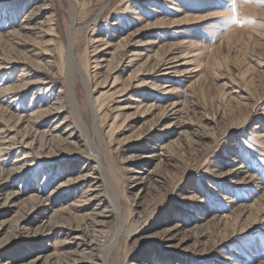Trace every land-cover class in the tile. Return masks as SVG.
<instances>
[{"label": "rangeland", "instance_id": "obj_1", "mask_svg": "<svg viewBox=\"0 0 264 264\" xmlns=\"http://www.w3.org/2000/svg\"><path fill=\"white\" fill-rule=\"evenodd\" d=\"M231 2L0 0V264H264V0Z\"/></svg>", "mask_w": 264, "mask_h": 264}, {"label": "bare ground", "instance_id": "obj_2", "mask_svg": "<svg viewBox=\"0 0 264 264\" xmlns=\"http://www.w3.org/2000/svg\"><path fill=\"white\" fill-rule=\"evenodd\" d=\"M73 32H74V19H71V30H70V32H69V36L70 35H72L73 34ZM68 48H67V61H68V67H69V69H71V71L73 72V70H74V72H75V70L77 71V72H79V69H78V67H77V64H76V61H75V58H74V45L72 44V42H71V39H70V37L68 38ZM2 62V61H1ZM25 86V85H24ZM27 86V85H26ZM88 95V94H87ZM91 98H90V96L88 95V103H89V106L93 109L92 111H93V114H94V116L96 115L95 114V111H94V107H93V105H92V103H91ZM53 110H58V108H55V109H53ZM165 118V117H164ZM73 135H71V137H72ZM74 138H75V136H74ZM95 163H97V166H99V163L98 162H95ZM98 168H100V167H98ZM160 182V181H159ZM112 208H114L113 210H114V213H115V215H116V217H117V224H119V222H120V224H121V221H120V217H119V207H118V198L117 199H115L114 201H113V203H112ZM94 220V219H93ZM93 220H91V222H89V224H87V227H97V226H103V222H96V221H93ZM85 225V224H84ZM121 226V225H120ZM77 228H79V226H77L76 228H75V230H77ZM40 229L42 230L41 232H48V231H51V229L50 228H48L47 226H41L40 227ZM17 230V229H16ZM38 231V230H37ZM40 232V231H39ZM166 232V231H165ZM169 233H168V231L164 234V236L165 237H169ZM114 242H113V244L111 245V246H113V245H115L116 243V240H118V235H116L115 237H114ZM166 239V238H165ZM169 240V239H168ZM115 243V244H114ZM82 246H85L86 248L84 249V250H91V249H93L94 247H95V244L94 245H90V244H84V245H82ZM83 259V258H82ZM101 260V264H106L107 263V258H106V256H102V258L100 259ZM73 264H90L89 262H83L82 260H77V261H75V262H73Z\"/></svg>", "mask_w": 264, "mask_h": 264}, {"label": "snow or ice", "instance_id": "obj_3", "mask_svg": "<svg viewBox=\"0 0 264 264\" xmlns=\"http://www.w3.org/2000/svg\"><path fill=\"white\" fill-rule=\"evenodd\" d=\"M228 6L230 11L233 10L236 7L235 0H232V2L229 3ZM226 19H230V18H226Z\"/></svg>", "mask_w": 264, "mask_h": 264}]
</instances>
